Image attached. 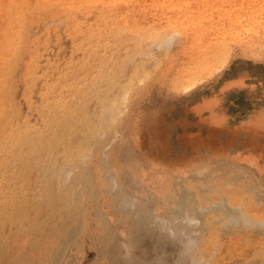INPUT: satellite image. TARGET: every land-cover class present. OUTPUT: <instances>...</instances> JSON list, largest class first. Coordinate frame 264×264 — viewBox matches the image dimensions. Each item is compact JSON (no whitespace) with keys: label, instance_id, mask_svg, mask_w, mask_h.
Segmentation results:
<instances>
[{"label":"bare ground","instance_id":"6f19581e","mask_svg":"<svg viewBox=\"0 0 264 264\" xmlns=\"http://www.w3.org/2000/svg\"><path fill=\"white\" fill-rule=\"evenodd\" d=\"M50 1L37 0V3ZM53 1L59 10H69L68 15L72 19L70 32L76 38L81 37L82 24L87 21V16H78L77 12L82 0ZM155 1L150 3L155 4ZM145 3L146 0H92L90 6L100 10L99 20L105 26L109 24L106 8H115L114 12L120 14H115L113 20L121 21L125 29L133 19V11L143 8ZM11 7L8 5L9 14L14 9ZM1 23L0 13V26ZM123 28L119 30L123 31ZM116 33V28L97 32L104 40L101 46L104 50L100 53L93 49L92 66L102 73L100 80L93 82L86 79L88 91L84 88L85 80L84 89H77L81 91L77 98L69 103L60 101L61 117H74L68 125L54 123L50 118L54 117V113L44 111V126L23 130L26 126L18 122L19 114L13 112L15 105L13 107L11 99L9 109L5 101L1 103L3 92L10 97L9 87H5L4 91L0 88V264H74L73 252H78L86 241L104 249V264H120L118 254L127 243L140 247L145 241L153 240L162 247L171 248L177 242L170 238L171 234L177 235L181 241L182 251L176 258V264H181L183 258L188 256H193L194 264H264V76L244 80L241 88L243 100L236 107V110L239 107L238 116L232 119L226 114L227 111L218 109L235 96L232 93L235 94L236 89L229 88L213 97L206 106L198 104L189 111L200 116L198 127L191 132L182 135L178 131L187 124L182 117L177 122L160 119L159 123L154 124L152 141H146L141 131L136 140L140 149L147 148L146 151L154 155L169 152L171 156L168 157L167 166L158 164L142 186L150 194V203L146 207V201L139 204L132 201L130 191L133 181H128L129 185L115 191L112 189L115 188L113 164L119 165L116 153L110 154L111 159L108 160L104 153L99 152L100 144L109 133L106 125L116 123V110L126 107L131 100L128 97L132 92L129 87L105 84L110 79L114 80L116 67L113 58L121 48L122 42L118 47ZM5 37L3 49L6 52L9 36ZM177 46L190 58L195 57L192 62L195 65L189 75L199 76L202 70H207V67H201L207 63L196 62L197 55H193L191 46L182 37L177 39ZM223 50L226 51V48ZM3 64L9 66L11 63L8 60L1 62L0 74L3 73ZM43 74L48 75V72L43 71ZM29 85L33 86L34 83L30 82ZM14 121L19 125L8 127ZM172 128L175 131L173 135L170 133ZM155 145H163V151L155 149ZM23 149L24 154L21 155ZM189 150L199 152L188 164H178L183 161L180 159L182 154ZM204 153L206 159L200 158ZM103 156L107 161L103 160ZM5 169L11 170L6 188V181H1ZM18 175L22 180L16 182ZM142 187L139 186V189ZM139 194L142 198L143 192ZM122 225L126 231L119 233L123 230Z\"/></svg>","mask_w":264,"mask_h":264},{"label":"rangeland","instance_id":"374dc122","mask_svg":"<svg viewBox=\"0 0 264 264\" xmlns=\"http://www.w3.org/2000/svg\"><path fill=\"white\" fill-rule=\"evenodd\" d=\"M91 1L82 0L78 4V16H87L85 18L87 21L82 24L83 35L76 38L70 32L72 26L71 17L68 15L69 10L65 8L59 10L53 0L49 3L45 2L46 4H39L37 0H10L11 5L8 4L9 0H0V13L2 14L0 63L6 60L11 63L9 66L8 64L2 65L3 73L0 74V88L4 91L5 87H9L10 97L3 92L1 103L5 101V106L7 105L9 109V99H11L13 107L15 105L13 112L19 114L18 122L21 121L22 125L26 126L22 128L23 130L37 129L44 126L46 124L44 111L54 113V117H50L54 123L61 122L68 125L69 122L74 120L72 119L74 117H61L62 108L59 103L60 101L69 103L70 100L77 98V95L81 92L77 90L79 88H85L88 91V80L93 82L97 79L100 80L102 73L92 66L93 49L100 53L104 50L101 47L104 40L99 37V34L97 35V32H104L107 28H116L118 47L119 43H122L120 44V50L118 49L113 58L116 67L113 73L114 80L110 79L105 84L110 86L116 84L115 87H129L132 90L128 96L131 100L126 107L116 110L118 121L106 125L107 133H109L103 143L100 144L99 152L104 153L108 160L110 154L116 153L119 165L113 164L112 175L115 177L113 183L115 188L112 189L115 191L116 188L129 185L128 181H133L132 192L130 191L132 201L137 204L146 201V207H148L150 194H147L146 192L149 191L142 186L145 182L147 183L148 174L154 172V168L158 164L167 166V160L171 156L169 152L154 155L148 153L147 148L140 149L136 145L139 134L143 131V138L146 141H152L154 138V132L152 133V131L155 123H159L160 119L177 122L181 117L187 122L183 130L177 129L182 135L195 130L198 127L200 116L189 113V111L194 110L198 104L206 106L213 97L224 93L229 88L236 89V93H232L235 96L226 100L218 109L227 111L226 114L231 119L238 116L239 107L237 110L236 107L240 104L238 102L243 100L241 88L245 84L244 80L254 76H264V0H227L229 2L226 0H208L209 3L207 0H188V3L186 0H182L183 2L181 0H156L155 4L153 3L154 5L150 3L154 0H146L143 8H136L133 11V19L125 29L121 21L113 20L114 15L120 14V12H114L115 8L112 9V7L106 8V11H108L106 14H109L107 17L109 24L105 26L101 23L99 20L100 10L97 7L92 8L90 6ZM163 2L164 4L161 5L160 3ZM210 2L213 3L210 4ZM8 5L14 7L13 12L10 13L12 16L8 12ZM193 7L194 9H192ZM233 10H236L237 15ZM188 11H192V13L188 14ZM205 16L207 19H205ZM174 26H176V30L178 29L177 31ZM120 28L124 30L121 31ZM255 32H258L259 35ZM236 33H240L239 36ZM173 34H175V37ZM5 36H9L6 52L3 49ZM198 36L200 37L198 38ZM180 37L185 40L187 45L191 46L190 50L193 55H197V63L198 60L207 63L201 66L207 67V70H202L199 76L189 75L190 69L195 65L192 64L195 57L190 58L178 49L177 39ZM170 41L171 43L167 44ZM17 48L21 49L18 50ZM223 48H226V51ZM34 49H37V51L32 52ZM167 49L168 51H166ZM206 50L207 52H205ZM223 51L227 53L224 54ZM224 60L226 63H224ZM219 62L224 64L220 65ZM30 69L34 74H30ZM43 71H47L48 75H44ZM33 76H36V78ZM195 76L197 79H195ZM30 82L34 85L30 86ZM181 86L184 88H181ZM201 116L203 117V112ZM14 122L10 123L8 127L19 125L18 122ZM170 133L175 134L173 128ZM155 149L163 151V145H155ZM40 151H38V154ZM198 152L197 150L184 152L180 157L183 161L178 164H188ZM22 154H24V149L21 152ZM205 154H202L200 158L206 159ZM104 156L103 160H106ZM9 172H11L10 169H5L2 172L1 178L3 180L1 181H6L4 185L10 176ZM19 179L22 180L20 175L16 177L15 181L18 182ZM139 186L142 189H139ZM139 192H143L142 198H140L141 194ZM2 194L4 195L5 192ZM125 231L124 226L119 233ZM171 236L170 238L177 241L171 248L170 246L167 248L162 247L153 240L145 241L140 247L136 244L131 246L127 243L128 247H123L124 250L119 252L118 260L120 264H176V258L182 251L181 241L178 240L177 235L171 234ZM127 248L129 249L127 250ZM73 255L74 264H104V261H106L104 249L90 241H86L78 252H73ZM194 263L193 256H188L183 258L181 264Z\"/></svg>","mask_w":264,"mask_h":264}]
</instances>
